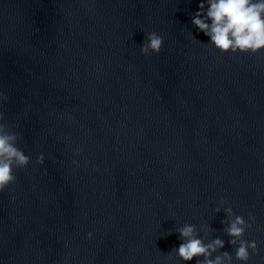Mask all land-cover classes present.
<instances>
[{
    "label": "clouds",
    "instance_id": "9594fccd",
    "mask_svg": "<svg viewBox=\"0 0 264 264\" xmlns=\"http://www.w3.org/2000/svg\"><path fill=\"white\" fill-rule=\"evenodd\" d=\"M198 11L192 18V25L208 37L210 43L221 53L256 54L264 51V0H201ZM147 42L141 46V55L158 54L163 40L155 32L147 35ZM5 97L0 95V101ZM3 119L0 114V120ZM15 136L3 131L0 124V192L13 184V165L25 167L28 157L15 146ZM44 156L37 157V163L42 164ZM75 163V162H74ZM230 213V209L226 210ZM247 225L242 217L237 216L229 223L226 230L231 237L230 244L235 245L243 236ZM92 234L88 233L87 238ZM179 236L183 243L175 249L177 257L188 264L194 257H203L197 264H231V257L227 253L210 258L211 254L223 247L220 239L205 244L202 239L194 235V228L190 225L179 229ZM255 255L257 243L255 241L240 240L235 249V259L240 264H248L249 252Z\"/></svg>",
    "mask_w": 264,
    "mask_h": 264
}]
</instances>
